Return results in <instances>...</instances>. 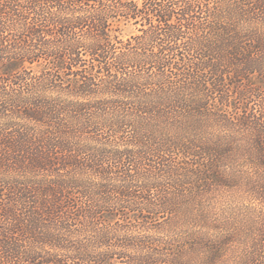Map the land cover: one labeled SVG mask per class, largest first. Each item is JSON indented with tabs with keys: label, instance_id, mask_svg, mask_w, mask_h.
Listing matches in <instances>:
<instances>
[{
	"label": "trees",
	"instance_id": "16d2710c",
	"mask_svg": "<svg viewBox=\"0 0 264 264\" xmlns=\"http://www.w3.org/2000/svg\"><path fill=\"white\" fill-rule=\"evenodd\" d=\"M0 264H264V0H0Z\"/></svg>",
	"mask_w": 264,
	"mask_h": 264
},
{
	"label": "rangeland",
	"instance_id": "374dc122",
	"mask_svg": "<svg viewBox=\"0 0 264 264\" xmlns=\"http://www.w3.org/2000/svg\"><path fill=\"white\" fill-rule=\"evenodd\" d=\"M133 33V31L129 28V29H127L125 32H124V34H126V35H130V34H132Z\"/></svg>",
	"mask_w": 264,
	"mask_h": 264
}]
</instances>
